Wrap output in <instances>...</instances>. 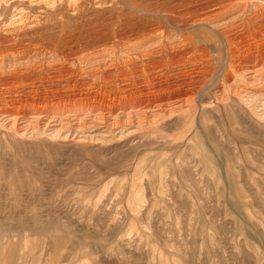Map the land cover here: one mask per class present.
I'll return each instance as SVG.
<instances>
[{
  "label": "rangeland",
  "instance_id": "1",
  "mask_svg": "<svg viewBox=\"0 0 264 264\" xmlns=\"http://www.w3.org/2000/svg\"><path fill=\"white\" fill-rule=\"evenodd\" d=\"M230 1L242 18L264 19V0ZM58 2L0 6V28L17 8L30 26L28 37L0 43V116L26 125L33 114L48 123L89 111L113 123L129 109L131 84L143 88L153 66L178 73L194 65L184 33L162 20L169 0ZM215 44L194 112L140 128L122 119L130 124L123 134L67 139L7 130L0 118V264H264V95L233 98L244 84L224 79ZM138 99L161 113L158 96Z\"/></svg>",
  "mask_w": 264,
  "mask_h": 264
},
{
  "label": "bare ground",
  "instance_id": "2",
  "mask_svg": "<svg viewBox=\"0 0 264 264\" xmlns=\"http://www.w3.org/2000/svg\"><path fill=\"white\" fill-rule=\"evenodd\" d=\"M7 1L8 0H0V6L3 4V2L6 3ZM14 1H18V0H11V3L6 4V6L8 7V5H11L12 3H14ZM19 1L24 4L26 3L30 6H37V7L43 4L47 6V7L45 6L46 9H50V8L53 9L55 5L59 3L58 0H19ZM68 1L73 5H77L78 3L80 4L79 2L80 0H68ZM229 1L230 0H177V1L169 0L168 4H166V6L164 7L165 17L162 20H166V22L168 21L169 23L175 22L176 27L180 29L179 31H182L184 33L183 34L184 44L188 46L189 48H191L192 51L197 52L194 58V62H193L194 65L190 71L189 70L185 72L181 71L178 73H173V71L169 72L167 70V67L161 66V65L153 66L154 69L156 68L158 69V72L156 71V73L154 74L150 75L151 73L150 72L149 74L146 75L145 71H143L146 77V81H147L146 85L143 88L142 87L138 88L131 84V88H130L131 89V98H130L131 100H128V103H130V105H128L129 109L128 111L126 110L124 111L122 109L123 110L121 111L122 113L120 112L116 115L115 118H112V120H114L113 123L108 124L106 122V119L109 122H111L110 121L111 116L110 117L108 116L106 118V115L104 114L98 115V114H94L88 111V112H85L83 116L81 117L79 116L77 117L76 114H70V113L67 114L65 118H59L58 116H55L48 123L44 122L40 116L33 114L29 117V120L26 125L21 123V121H23V119H21V116L13 114V113H9V114H3L0 116V118H2L1 120L2 125L5 128H8L7 130H13V131L15 130L17 131V133H22V134H28L30 132H33L34 134V132L40 131L42 129L45 131L48 130L56 138L67 139L71 137L73 133L79 134V133H84L88 131L92 132L98 129H102V130L104 129L108 131L119 130L120 133L123 134L124 131H126V128L130 126V124L129 125L128 123L119 124L121 122L118 120H122V119L131 120V126L136 125L140 128V127L147 126L148 124H152V125L157 124L159 120L157 121L156 119H159L163 116L172 118V116L180 112H183V111L194 112L199 104H204V95L208 91L207 89L208 84H207L206 77L210 73V70H208V68H210L209 59H210V53H211L209 50V45L210 44L212 45L213 43H216L215 45L217 46V58L219 60L226 62V69H225L224 76H223L224 79L226 81H232L234 79H237V80H241V82L244 84V90L233 91V98L237 99L239 102L246 104L248 100L246 97L254 98L258 96L260 97V95H264V19L257 20L254 18H250V19L242 18V15L240 13L241 10L239 9V7L238 8L234 7L233 9L231 8L229 9L228 7V5H230ZM16 10H18V14L15 17L12 16L13 18L9 20L8 23L6 24L3 23L4 25H2V27L0 28L1 45L2 43H6L8 38L24 39L29 36L30 26H29V23L24 18V10L19 9V8H17ZM155 11L157 12V9ZM159 14L160 13H158V15ZM150 15H154L152 16V20L150 21L153 24L160 26L159 23L161 22L160 21L161 18L156 16V13H150ZM200 29H202V31H205V34L195 36V32L199 31ZM194 37H197L199 39V42L196 43L194 40ZM153 45L155 44L153 43ZM146 46H145V49H146ZM149 50H150V47H149ZM155 50H158V49H155ZM172 50L170 51L172 52ZM184 50H185V47H184ZM165 52L166 51H164V53ZM160 53H162V51ZM198 55L200 56L197 57ZM158 56L159 55H157V57ZM171 59L173 58L171 57ZM3 60L2 62H0V69L4 65ZM258 85H261V86L259 87ZM152 94L159 97V99L154 101V103L155 102L158 103V106L157 104L155 105L157 106L156 110L161 113H154V112L149 113L151 111L148 112L147 109L144 110V108L143 107L141 108L140 105H134L136 102L134 101L135 98L138 99L144 96H150V95L152 96ZM215 96H217L216 98L219 100L220 103H225L226 101L229 100V98H226L227 97L226 93L222 92L221 90L216 92ZM105 98H108V97H105ZM52 123H58L59 125L58 127L60 128L57 129V126L52 125Z\"/></svg>",
  "mask_w": 264,
  "mask_h": 264
}]
</instances>
